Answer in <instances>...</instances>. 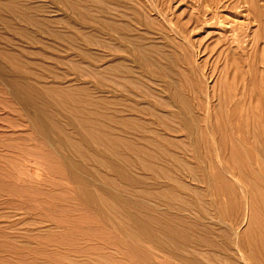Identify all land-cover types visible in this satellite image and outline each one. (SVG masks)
Wrapping results in <instances>:
<instances>
[{
  "label": "rangeland",
  "instance_id": "rangeland-1",
  "mask_svg": "<svg viewBox=\"0 0 264 264\" xmlns=\"http://www.w3.org/2000/svg\"><path fill=\"white\" fill-rule=\"evenodd\" d=\"M0 264H264V0H0Z\"/></svg>",
  "mask_w": 264,
  "mask_h": 264
},
{
  "label": "bare ground",
  "instance_id": "bare-ground-1",
  "mask_svg": "<svg viewBox=\"0 0 264 264\" xmlns=\"http://www.w3.org/2000/svg\"><path fill=\"white\" fill-rule=\"evenodd\" d=\"M232 147V146H231ZM232 152V151H231ZM235 160V159H234ZM258 179V178H257ZM256 188V187H255ZM232 192H233V190H232ZM250 195H251V193H250ZM262 197V196H261ZM257 200V199H256ZM263 203V202H262ZM260 216V215H259ZM262 227V226H261ZM262 229V228H261ZM251 241V240H250ZM261 246V245H260ZM263 250V249H262Z\"/></svg>",
  "mask_w": 264,
  "mask_h": 264
}]
</instances>
